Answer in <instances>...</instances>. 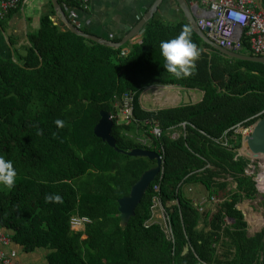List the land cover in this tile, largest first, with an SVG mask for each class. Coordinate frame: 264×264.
<instances>
[{"label":"trees","instance_id":"1","mask_svg":"<svg viewBox=\"0 0 264 264\" xmlns=\"http://www.w3.org/2000/svg\"><path fill=\"white\" fill-rule=\"evenodd\" d=\"M59 3L67 13L82 9L78 0ZM51 8L39 30L29 34L22 54L13 41L9 57L0 53V156L12 160L17 171L15 186L0 188V236L10 240L8 251L16 245L25 253L43 250L48 264H197L198 258L210 264H264V229L250 235L237 209L244 200L257 199L259 191L255 176L246 173L252 161L238 156L242 135L233 129L264 116V65L221 54L188 23L156 19L123 55L122 48L56 25ZM185 25L199 56L191 74L176 80L162 67L159 44L175 38ZM243 52L251 54L247 39ZM153 85L199 90L203 99L146 110L141 97ZM124 94L134 98L137 121L114 126L117 147L140 148L129 135L136 134L138 124L143 132L150 128L146 122L156 123L162 136L153 140L152 149L163 155L164 165L161 181L157 177L136 215L121 227L119 200L156 165L116 151L94 133L101 112H116ZM58 119L62 127L56 125ZM184 122L185 137L173 140L171 129ZM225 133L228 146L218 142ZM158 183L173 223L174 244L160 226H145ZM191 187H202L209 201L222 203L199 211V197L188 191ZM53 194L61 200L46 202L45 196ZM77 215L91 220L84 233L71 230ZM188 242L198 258L185 252ZM8 246L0 245V251L10 259Z\"/></svg>","mask_w":264,"mask_h":264},{"label":"crops","instance_id":"2","mask_svg":"<svg viewBox=\"0 0 264 264\" xmlns=\"http://www.w3.org/2000/svg\"><path fill=\"white\" fill-rule=\"evenodd\" d=\"M156 1L157 0H90V6L86 10H82L81 8L80 10L70 9L68 11V19L74 26L86 33L119 43L127 37L130 31L136 27L145 14L152 9ZM256 2L258 8L264 10V0H256ZM51 4L50 0H24L21 7L17 10H13L4 21L0 22V53L4 57H9L11 50H13L11 47V41L15 42L16 45L14 47L17 51L21 54L23 53V49H25L24 47L29 43V34L39 30L42 17L45 14H49L52 10ZM186 13H190V15L197 19L190 3L186 2V6L184 5L183 7L179 4L178 0H160L156 6L154 15L150 20L156 19L170 25L178 23H188L190 25L189 17ZM52 19H56V17L53 16ZM53 21L62 24V26L65 27L58 19ZM142 37L143 32L131 40L126 41L121 47L123 49V55H127L131 52L133 44L141 41ZM158 87L169 88L162 92V100H154L152 90L144 91L141 97V103L144 109L155 110L159 105H162L160 108L177 107L183 104L187 95L190 97L191 104L199 103L203 99V92L199 90H196L195 92V89H182L179 87L164 85H159ZM199 92H201V95L197 98L196 94ZM234 184L235 183L232 184V187L236 188L237 186L234 187ZM194 188L196 187L188 189L192 195ZM196 189L199 193V198H196L197 201L195 202L198 209L200 203L204 200L207 201V203L204 205L203 211H205L207 205L208 208L214 209L215 205L219 204L214 203L212 200L213 198L209 201L207 194L202 187ZM217 200L222 202L220 199ZM251 204L252 200H244L237 205V209L244 215V219L249 227V232L250 229H254V226L251 225L248 215L251 213L257 214ZM259 232L260 231H257L256 233ZM188 244L190 243L188 242ZM14 248V252H11L13 250L8 251L10 250V247L5 249V253L14 263L48 264L46 251L38 250L34 253H25L21 246L16 245ZM186 249H188V247L185 248V252H188Z\"/></svg>","mask_w":264,"mask_h":264},{"label":"built area","instance_id":"3","mask_svg":"<svg viewBox=\"0 0 264 264\" xmlns=\"http://www.w3.org/2000/svg\"><path fill=\"white\" fill-rule=\"evenodd\" d=\"M82 4V8L88 9L90 0H78ZM193 7L196 17L198 18L199 27L207 32L208 37L220 47L233 52H242L244 49V40L247 39L250 46L251 54L254 56H264V10H260L256 0H187ZM24 0H0V21L7 18L9 13L17 10L23 5ZM169 87H151L154 100H162V92ZM183 89V88H182ZM162 106V105H159ZM112 119L118 126H129L136 123L134 116V98L132 95L124 94L117 105V110L112 114ZM149 129H144L142 132L138 124L136 134H130L129 137L134 139L143 149L153 150V140L160 139L162 129L156 123H148ZM188 126L187 122L181 123L177 127H173L170 136L173 140H179L185 137V131ZM234 129V133L241 134L245 142V137L248 136L253 129V126L238 125ZM227 133V132H226ZM224 136L218 141L223 146H228V139ZM154 151V150H153ZM158 153V152H157ZM163 160V155L159 153ZM250 164L246 173L255 169L254 162ZM163 171V169H162ZM162 179V172L158 176ZM237 184H234L236 187ZM154 196L151 207V218L146 222L147 228L158 225L165 235V238L170 243L174 244L176 236L174 233L173 223L164 206L160 195V183L154 186ZM214 203H222L213 198ZM207 201H203L199 205V210L203 211ZM228 224H231L230 219H226ZM91 223L88 218L75 217L72 219V229L82 231L86 225ZM10 240L4 235L0 236V245L8 246ZM188 251L195 254L193 247L188 244ZM195 256L198 258L197 254ZM262 261V260H261ZM0 264H17L7 258L3 251H0ZM197 264H210L198 258Z\"/></svg>","mask_w":264,"mask_h":264},{"label":"water","instance_id":"4","mask_svg":"<svg viewBox=\"0 0 264 264\" xmlns=\"http://www.w3.org/2000/svg\"><path fill=\"white\" fill-rule=\"evenodd\" d=\"M54 9L56 17L59 21H61L64 26L73 34L83 37L87 40L93 41L95 43L113 47L115 49L121 48L126 41L131 40L135 36L139 35L146 23L153 17L155 9L157 4L160 0H157L156 3L153 5L152 9L149 10L148 13L145 14V16L142 18V20L136 25V27L130 31V33L127 35V37L124 38L119 43H116L114 41L98 37L96 35H92L89 33H86L76 26H74L70 20L68 19V16L66 12L64 11L63 7L59 3V0H50ZM179 4L184 7L186 6L185 0H178ZM184 9V8H183ZM187 14V13H186ZM189 17V22L193 30L203 39V41L216 49L221 54L241 60V61H249L254 63H259L264 65V56H251V55H244L237 52H232L226 49H223L222 47L218 46L216 43L211 41L205 32H203L197 25L196 19L189 14H187ZM55 20V19H53ZM56 25L58 23L54 22ZM196 92V90H195ZM184 105L191 104L190 97L187 95L186 99L183 102ZM115 126L114 120L112 119V114L108 111H102L101 112V119L98 122V124L94 128V133L98 138H101L104 142H106L111 148L115 149L118 152H123L129 156L132 157H143L148 158L151 161H155L156 165L146 171L141 178L137 181V183L132 187L131 192L128 196L123 197L119 200V212L121 214V221L120 225L121 227H126L131 220L132 217L136 215V209L141 204L144 196L146 195L147 191L149 190L151 184L157 179V177L160 175L163 169L164 162L161 159L159 153L151 150H146L142 148H136L131 151H122L117 147V141L113 136V128ZM245 145H246V152L249 154L248 157H250L252 160L254 159H260V156H264V116L260 118L253 127L252 133L245 137ZM252 155V156H251ZM258 188V184H257ZM259 189V188H258ZM188 249H186L187 251Z\"/></svg>","mask_w":264,"mask_h":264},{"label":"clouds","instance_id":"5","mask_svg":"<svg viewBox=\"0 0 264 264\" xmlns=\"http://www.w3.org/2000/svg\"><path fill=\"white\" fill-rule=\"evenodd\" d=\"M185 1L188 2L187 0H185ZM83 9L84 8H82V10ZM66 14L68 16L67 12H66ZM55 17H56V14H55ZM56 19H58V18L56 17ZM197 20H198V18L196 19V21ZM148 22L146 23V25H144V27H143L141 32L144 31V29L147 26ZM197 25H198V21H197ZM198 27H199V25H198ZM202 31L205 32L206 35H207L206 31H204V30H202ZM237 53L254 56L252 54L244 53L243 50H242V52H237ZM159 54H160V57L162 58V61H163L162 67H163L164 71H166L168 74H171V76L174 77L176 80H181L183 78H187L191 74V72H192V70L194 68L195 60L199 56V51H198L197 45H196V43H194V41L191 38V28H190V26H188V25L183 26L181 31L179 32V34L175 38H172V39H169V40H162L160 42V44H159ZM257 57H259V56H257ZM157 86H159V85H157ZM157 86H150L146 90H148L151 87H157ZM174 87H177V86H174ZM179 88H182V87H179ZM183 89H186V88H183ZM161 109H164V108H161ZM155 110H159V109H155ZM55 123H56V125L58 127H62L63 126V121H61L59 119L56 120ZM242 126H244V125H242ZM249 126H253L254 127V124L249 125ZM38 134H39V131H38ZM242 146H243V148H246V145H245V142L243 141V139H242ZM140 148H142V147H140ZM146 150H148V149H146ZM151 151H153V150H151ZM237 152H238V156L247 157L252 162H254L255 159L252 160L250 157H248V155L246 153L242 152V147L240 149H238ZM16 177H17V171H16V169L13 166L12 160H7L3 156H0V188L6 189V190H11L15 186ZM254 179H255L256 185H257L258 184V177L254 178ZM258 191H260V190L258 189ZM259 197L262 198V201L264 200V194H262V196H261L260 193H259ZM60 200H61V197L59 195L53 194V195H46L45 196V201L46 202H49V201L59 202ZM75 217L87 218V217H81V216L77 215V216L72 217V219L75 218ZM72 219H71V230L74 231V232H82V233H84L86 231V227H87L88 224L86 225L84 230L75 231V230L72 229Z\"/></svg>","mask_w":264,"mask_h":264},{"label":"rangeland","instance_id":"6","mask_svg":"<svg viewBox=\"0 0 264 264\" xmlns=\"http://www.w3.org/2000/svg\"><path fill=\"white\" fill-rule=\"evenodd\" d=\"M201 95V92L197 93L196 94V97H200ZM194 98V96H193ZM184 102V101H183ZM161 106L157 107V109H161L160 108ZM165 109V108H164ZM242 149H243V146H242ZM254 167L255 169H253V171H250L249 173L252 174V175H255V178L258 177V175L262 174L264 172V162L260 159V160H254ZM260 195L262 196V194H264V191H259ZM198 195V190L196 188H194V192H193V195ZM251 206L253 207L254 211L261 216L262 219H264V200L262 201V198L259 197L258 199H255V200H252V204ZM251 222L253 224H255L253 218L251 219ZM264 229V225L258 229H250V234H254L256 233L257 231H262Z\"/></svg>","mask_w":264,"mask_h":264},{"label":"bare ground","instance_id":"7","mask_svg":"<svg viewBox=\"0 0 264 264\" xmlns=\"http://www.w3.org/2000/svg\"><path fill=\"white\" fill-rule=\"evenodd\" d=\"M242 152L246 153V154H249L248 152H246V148H243L242 149ZM252 156V155H251ZM260 159L264 162V156H260ZM264 170V169H263ZM258 188L260 191H264V172L262 174H260L258 176ZM248 210V209H247ZM250 211V210H249ZM253 218L255 224H253L251 222V219ZM248 219L251 223V225L254 226V229H258L260 227H262L264 225V219L261 218L260 215H257V214H254V213H251L250 215H248ZM262 230V229H261ZM261 232V231H260ZM262 260V261H261ZM261 263H264V256L261 257L260 259Z\"/></svg>","mask_w":264,"mask_h":264}]
</instances>
